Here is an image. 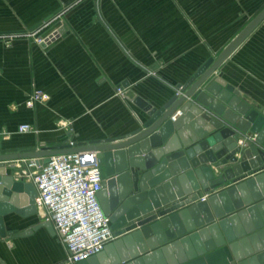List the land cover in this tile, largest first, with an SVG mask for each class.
Returning <instances> with one entry per match:
<instances>
[{
	"label": "crops",
	"instance_id": "crops-1",
	"mask_svg": "<svg viewBox=\"0 0 264 264\" xmlns=\"http://www.w3.org/2000/svg\"><path fill=\"white\" fill-rule=\"evenodd\" d=\"M263 8L264 0H0V34L28 31L54 15L40 34L62 28L46 46L30 36L0 40V154L117 138L141 127L148 115L124 90L162 106ZM213 74L253 107L264 105V21ZM33 87L48 99L28 107ZM22 123L36 132L19 131ZM5 169L13 176L12 161ZM39 222L36 213L4 216L17 233L0 240V264H67L54 229L18 234Z\"/></svg>",
	"mask_w": 264,
	"mask_h": 264
},
{
	"label": "water",
	"instance_id": "water-1",
	"mask_svg": "<svg viewBox=\"0 0 264 264\" xmlns=\"http://www.w3.org/2000/svg\"><path fill=\"white\" fill-rule=\"evenodd\" d=\"M261 21L264 8L162 106L124 90L148 115L124 136L1 153L0 240L17 233L6 228V214L36 213L32 183L6 174V162L92 149L105 176L97 197L116 237L76 264H264V105L253 107L213 74ZM248 132L254 139L240 145ZM38 226L54 233L40 221L18 234Z\"/></svg>",
	"mask_w": 264,
	"mask_h": 264
},
{
	"label": "built area",
	"instance_id": "built-area-1",
	"mask_svg": "<svg viewBox=\"0 0 264 264\" xmlns=\"http://www.w3.org/2000/svg\"><path fill=\"white\" fill-rule=\"evenodd\" d=\"M57 17L50 16L28 31L0 34V40L8 44L15 37L30 36L46 46L60 33V27L46 34L40 33ZM120 90L117 88V91ZM47 99L48 94L33 87L27 94L25 104L33 107ZM18 130L36 132L30 123L20 124ZM252 139L254 134L249 133L238 143L247 146ZM66 146L74 147L76 143L69 139ZM12 162L15 167L13 176L32 183L36 193V215L40 221H48L52 225L63 246L67 264H76L96 254L106 242L116 237L109 215L104 213L97 197L105 179L97 150L55 153L49 155L46 162H39L38 158H20ZM207 196L208 193H205L197 200H205Z\"/></svg>",
	"mask_w": 264,
	"mask_h": 264
},
{
	"label": "rangeland",
	"instance_id": "rangeland-1",
	"mask_svg": "<svg viewBox=\"0 0 264 264\" xmlns=\"http://www.w3.org/2000/svg\"><path fill=\"white\" fill-rule=\"evenodd\" d=\"M18 37H21V36H18ZM18 37H15V38H18ZM15 38H13V39H15Z\"/></svg>",
	"mask_w": 264,
	"mask_h": 264
}]
</instances>
